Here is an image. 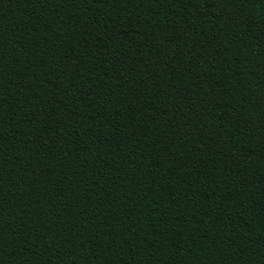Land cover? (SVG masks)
Segmentation results:
<instances>
[{
    "label": "trees",
    "instance_id": "16d2710c",
    "mask_svg": "<svg viewBox=\"0 0 264 264\" xmlns=\"http://www.w3.org/2000/svg\"><path fill=\"white\" fill-rule=\"evenodd\" d=\"M0 264H264V0H0Z\"/></svg>",
    "mask_w": 264,
    "mask_h": 264
}]
</instances>
